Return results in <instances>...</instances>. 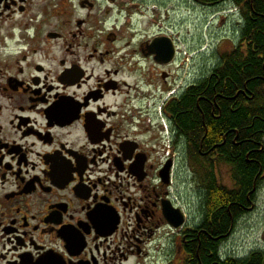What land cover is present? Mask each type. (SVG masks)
Instances as JSON below:
<instances>
[{"label":"flooded vegetation","instance_id":"1","mask_svg":"<svg viewBox=\"0 0 264 264\" xmlns=\"http://www.w3.org/2000/svg\"><path fill=\"white\" fill-rule=\"evenodd\" d=\"M169 3L0 0V264H204L212 189L230 202L218 262L264 264V164L244 191L178 131L213 68L191 64Z\"/></svg>","mask_w":264,"mask_h":264},{"label":"trees","instance_id":"2","mask_svg":"<svg viewBox=\"0 0 264 264\" xmlns=\"http://www.w3.org/2000/svg\"><path fill=\"white\" fill-rule=\"evenodd\" d=\"M198 1L212 6L231 3L241 17L239 38L200 87L184 95L174 116L188 147L196 148L201 141L205 152L219 153L220 161L232 167L233 178L241 180L246 191L264 164V0ZM232 201L237 216V210L245 205L244 195L235 194ZM229 203L223 192H208L207 209L212 218L202 236L204 264H220L212 233L227 227ZM234 264L261 262L251 256Z\"/></svg>","mask_w":264,"mask_h":264},{"label":"rangeland","instance_id":"3","mask_svg":"<svg viewBox=\"0 0 264 264\" xmlns=\"http://www.w3.org/2000/svg\"><path fill=\"white\" fill-rule=\"evenodd\" d=\"M183 0H170L166 7L169 10V19L176 27L182 44L186 43V51L196 55L191 64H202L206 71L212 69L219 58L231 52L237 45L240 31V14L231 4L225 7L199 8L182 5ZM179 29V31H178ZM257 224V220H252ZM251 223V224H252ZM251 227V226H249ZM250 229V228H247ZM249 231L242 228L239 233L247 235ZM259 231L244 236L245 243L252 244L258 239ZM239 237V236H238Z\"/></svg>","mask_w":264,"mask_h":264}]
</instances>
